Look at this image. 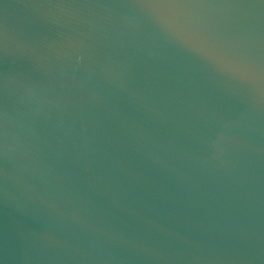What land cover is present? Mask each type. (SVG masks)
Returning a JSON list of instances; mask_svg holds the SVG:
<instances>
[{"label": "water", "instance_id": "water-1", "mask_svg": "<svg viewBox=\"0 0 264 264\" xmlns=\"http://www.w3.org/2000/svg\"><path fill=\"white\" fill-rule=\"evenodd\" d=\"M0 264H264V0H0Z\"/></svg>", "mask_w": 264, "mask_h": 264}]
</instances>
